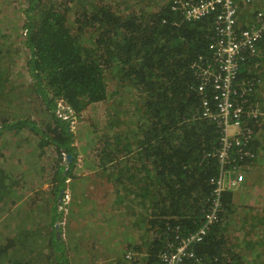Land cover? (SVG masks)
Here are the masks:
<instances>
[{
    "label": "trees",
    "instance_id": "trees-1",
    "mask_svg": "<svg viewBox=\"0 0 264 264\" xmlns=\"http://www.w3.org/2000/svg\"><path fill=\"white\" fill-rule=\"evenodd\" d=\"M62 1L29 3L23 32V47L29 54L25 68L39 91L40 100L33 101L48 104L49 118L38 109L35 118L27 115V104L12 114V102L0 91V111L14 119L10 123L3 119L0 124V166L7 152H20L28 161L37 158L35 165L57 155V164L64 161L74 167L79 152L70 124L56 115L58 101H64L77 115L92 105L108 103L104 133L97 134L95 129L91 133L96 136L88 140L90 147H96L90 154H99H88L89 164L127 168L124 179L119 174V182L134 194V201L149 218L147 230L155 239L149 261L158 264L159 252L167 241L194 235L203 228L213 200L211 180L220 172L218 159L213 157L220 144V128L203 116L202 109L205 95L211 99V90L209 87L205 95L198 92L194 70L202 59L213 64L209 46L218 31L225 30L218 23L222 6L216 5L205 17L192 20L184 4L203 0H144L138 2L142 7L134 10L119 0H70V5L78 3L72 12L58 8L56 3ZM263 47L264 36L258 50ZM260 62L258 58L244 61L237 84L244 82L247 87L251 79L250 100L264 110L258 82L264 73L252 72ZM8 72L0 59V90L14 84ZM112 99H118L117 108ZM244 99L249 100V96ZM260 123L264 120L250 119L247 123L253 135L246 149L255 158L243 161L234 150V165L245 162L251 166L258 150H264L258 138L259 131H264ZM16 138L19 143L14 142ZM68 155L73 157L71 162ZM57 166L58 181L64 183L74 176L73 170L64 174V168ZM129 176L137 186L134 189L128 188ZM235 208L234 193L223 192L218 221L193 246L196 258L184 264H196L197 260L204 264H264L259 258L264 259V255H254L255 247H264V236L246 237L236 247L230 244L228 222ZM247 224L243 220L242 228ZM53 246L63 251L62 240ZM57 264L69 263L60 257Z\"/></svg>",
    "mask_w": 264,
    "mask_h": 264
},
{
    "label": "crops",
    "instance_id": "crops-1",
    "mask_svg": "<svg viewBox=\"0 0 264 264\" xmlns=\"http://www.w3.org/2000/svg\"><path fill=\"white\" fill-rule=\"evenodd\" d=\"M19 153L7 152L0 166V190L3 187L6 193L0 200V223L22 201L24 214L31 219L27 236L35 241H16V235L4 238L11 236L8 231L12 226H8L0 234V240L7 242L0 253L3 264H57L60 257L69 264H122L119 254L129 250L137 253L138 264L144 263L154 248V234L147 230L149 218L134 201V194L119 182V174L124 179L127 168L90 165V159L81 156L83 164L77 159L72 168L58 163L67 170L64 174L73 170L74 176L63 183L56 173L57 155L35 165L37 158L28 161ZM130 178L128 188L134 189L137 186ZM67 191L72 201L64 223L58 205ZM59 240L63 241V251L56 252L53 245Z\"/></svg>",
    "mask_w": 264,
    "mask_h": 264
},
{
    "label": "built area",
    "instance_id": "built-area-1",
    "mask_svg": "<svg viewBox=\"0 0 264 264\" xmlns=\"http://www.w3.org/2000/svg\"><path fill=\"white\" fill-rule=\"evenodd\" d=\"M216 5L222 6L218 23H222L225 30H219L217 38H213L209 46L213 64L209 65L202 59L194 72L199 81L198 92L205 95L209 87L211 90V99L205 95L202 109L203 116L214 120L220 128V144L213 156L218 159L220 172L211 180L214 186L213 200L206 212L203 228L194 235L185 238L177 236L174 240L167 241L159 254L161 264H184L186 260L196 258L193 246L218 221L221 194L239 187L244 178L243 170L247 166L244 162L242 165L233 164V151L237 150L243 161L246 157L253 158L252 151L246 149L253 135L247 123L250 119L264 120V110L250 100V92L254 86L251 79L247 81V87L244 82L237 84L242 63L257 56L258 43L264 36V12H257V16L242 29L237 17L239 12L233 0L189 2L183 8L189 19L199 20L214 11ZM246 95L249 100L244 99ZM57 107V116L71 125V120L75 121L76 118L74 111L64 101H59ZM68 203L63 199L60 209L64 211ZM134 257L135 253L132 251L126 255L128 260ZM204 263L202 260L196 262Z\"/></svg>",
    "mask_w": 264,
    "mask_h": 264
},
{
    "label": "rangeland",
    "instance_id": "rangeland-1",
    "mask_svg": "<svg viewBox=\"0 0 264 264\" xmlns=\"http://www.w3.org/2000/svg\"><path fill=\"white\" fill-rule=\"evenodd\" d=\"M32 0H0V59L1 64L4 68H9L10 78H12L14 84L8 86L7 88L0 90L1 94L8 100L12 102V109L11 112L17 114V111H14L15 108H19L22 106L24 108L25 104L30 109L27 110V115H32L31 117L35 118L37 116L36 110H41V112L45 115L46 118H49V114L47 113L49 110L48 104H44L43 101L39 104H36L33 100L39 98V91L34 87V81L30 77L29 73L27 72L25 65L27 58L29 57L28 50L23 47L24 36L23 32L25 30V23H26V14L29 8V3ZM70 0H65L62 2L56 3L58 8L60 9H67L69 8L72 12L76 5H70ZM139 1L144 0H119V3L124 4L126 7L129 5L132 7L131 9H136L137 7H142L138 4ZM159 1V0H158ZM234 5L237 7V11L239 12V24L240 26L248 25L249 19L252 17L253 12L264 11V0H254L253 4H249L245 0H234ZM263 8V9H261ZM75 16L72 15L71 21H73ZM260 59L261 62L256 66L255 71L252 72H263L264 73V47L261 50H258L257 56L254 59ZM263 80H258L259 82V98L262 100V104H264V75L262 76ZM20 85H23L19 87ZM245 86V85H244ZM113 90H110L112 92ZM23 98L24 100H22ZM116 108L118 107V99L113 100ZM29 102H32L29 104ZM109 105L106 102L99 103L96 105L90 106L80 115H75V121L71 120V131L75 136V143L74 146L77 147L79 155L77 156L78 163L83 164V162H79V158L82 153H85V157L90 154L94 149L95 146H89L88 140L90 138L95 137L94 131L97 129V134H103L104 129L102 127L105 124L107 119ZM56 109V115H57ZM121 111V109H120ZM120 116V114H119ZM40 118V117H39ZM3 119H6L9 123L10 121L14 120L12 116L5 114L4 112L0 111V124ZM37 120V119H36ZM36 122H39L38 120ZM66 122V121H65ZM261 127H264V123H260ZM122 128V126H120ZM114 134V133H113ZM264 131H259L258 138L261 141L262 145H264V139H262V135ZM81 140V142L79 141ZM15 143H19V139L16 138L14 140ZM87 144V145H86ZM86 145V146H85ZM6 146V145H4ZM258 157L255 159V162L252 165L245 164L247 168H244V178L239 187L229 190L228 192H233L235 196V204L236 208L233 211V216L229 217L228 222V238L229 242L232 246L236 247L244 238H251L256 239L264 236V150H258ZM94 157H99L97 152H93L90 154ZM255 158V154L253 153ZM83 157L81 160H83ZM62 164L65 165L64 161ZM67 171V170H65ZM64 171V172H65ZM5 188L1 187L0 190V200L2 197L6 195ZM67 195V196H66ZM66 196V197H65ZM70 202L71 204V193L67 191L64 193L62 198L60 199L59 205L62 200ZM69 206L63 211L59 208V213L62 216L61 221L65 223L67 215L69 212ZM249 208L251 210H249ZM24 203L21 201L18 206H14L12 211L7 213L6 220L0 223V234H2L3 230H6L8 226H12L11 230L9 229L8 233H11V236L8 234L4 238H12L16 235L14 239L19 241L23 239L24 241H35V239H31L27 235L29 234V223L31 219L28 218L24 213ZM2 212H0L1 214ZM243 220H247L248 224L245 226V229L242 228L241 223ZM41 232V231H40ZM21 235L22 237H20ZM258 235V236H256ZM67 236V240L69 235L65 233V238ZM64 239V241H66ZM153 240H155L153 238ZM152 240V241H153ZM7 242L0 240V253L3 252L4 248L6 249ZM28 249H23L24 251ZM54 250L58 252V248L55 247ZM145 250V248H144ZM262 250V251H261ZM255 247L254 255H264V247L261 248ZM133 250H129V252ZM49 253V249L46 251ZM152 249L150 250V254ZM128 253V252H127ZM127 253L124 254L122 252L119 254L121 258L122 264H138L140 263L138 260H135L137 253H135V257L132 260H128L126 258ZM160 253V252H159ZM150 255L144 260L143 262L146 264H151L148 260ZM260 260H264L262 257H259ZM160 260V259H159ZM143 263V264H144ZM0 264H3V260L0 258ZM159 264V263H158ZM161 264V263H160Z\"/></svg>",
    "mask_w": 264,
    "mask_h": 264
},
{
    "label": "water",
    "instance_id": "water-1",
    "mask_svg": "<svg viewBox=\"0 0 264 264\" xmlns=\"http://www.w3.org/2000/svg\"><path fill=\"white\" fill-rule=\"evenodd\" d=\"M67 159L71 162L72 159H73V157H72L71 155H68V156H67Z\"/></svg>",
    "mask_w": 264,
    "mask_h": 264
},
{
    "label": "clouds",
    "instance_id": "clouds-1",
    "mask_svg": "<svg viewBox=\"0 0 264 264\" xmlns=\"http://www.w3.org/2000/svg\"><path fill=\"white\" fill-rule=\"evenodd\" d=\"M59 102V101H58ZM58 104V103H57ZM68 105V104H67ZM70 107V106H69ZM71 108V107H70ZM72 109V108H71ZM75 113V112H74ZM76 114V113H75ZM77 115V114H76ZM160 254V253H159Z\"/></svg>",
    "mask_w": 264,
    "mask_h": 264
}]
</instances>
